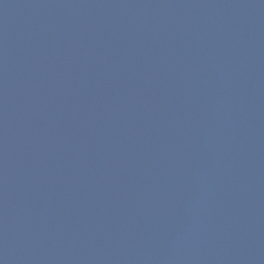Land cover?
Wrapping results in <instances>:
<instances>
[{"label": "water", "instance_id": "obj_1", "mask_svg": "<svg viewBox=\"0 0 264 264\" xmlns=\"http://www.w3.org/2000/svg\"><path fill=\"white\" fill-rule=\"evenodd\" d=\"M0 264H264V0H0Z\"/></svg>", "mask_w": 264, "mask_h": 264}]
</instances>
